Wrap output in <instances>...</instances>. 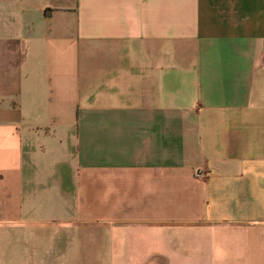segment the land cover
<instances>
[{"label":"crops","instance_id":"1","mask_svg":"<svg viewBox=\"0 0 264 264\" xmlns=\"http://www.w3.org/2000/svg\"><path fill=\"white\" fill-rule=\"evenodd\" d=\"M1 250L264 264V0H0Z\"/></svg>","mask_w":264,"mask_h":264},{"label":"built area","instance_id":"2","mask_svg":"<svg viewBox=\"0 0 264 264\" xmlns=\"http://www.w3.org/2000/svg\"><path fill=\"white\" fill-rule=\"evenodd\" d=\"M198 177H199V178L204 177V173H199V174H198Z\"/></svg>","mask_w":264,"mask_h":264},{"label":"rangeland","instance_id":"3","mask_svg":"<svg viewBox=\"0 0 264 264\" xmlns=\"http://www.w3.org/2000/svg\"><path fill=\"white\" fill-rule=\"evenodd\" d=\"M0 252H6V250H1ZM0 263L3 264V262L0 260ZM5 263H6V260H5Z\"/></svg>","mask_w":264,"mask_h":264}]
</instances>
